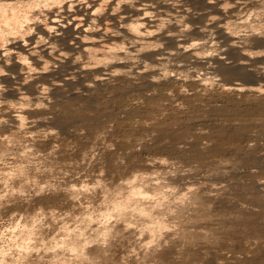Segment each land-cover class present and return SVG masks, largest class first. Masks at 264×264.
Instances as JSON below:
<instances>
[{"label":"rangeland","instance_id":"374dc122","mask_svg":"<svg viewBox=\"0 0 264 264\" xmlns=\"http://www.w3.org/2000/svg\"><path fill=\"white\" fill-rule=\"evenodd\" d=\"M233 23L204 69L0 120V264H264V25Z\"/></svg>","mask_w":264,"mask_h":264},{"label":"bare ground","instance_id":"6f19581e","mask_svg":"<svg viewBox=\"0 0 264 264\" xmlns=\"http://www.w3.org/2000/svg\"><path fill=\"white\" fill-rule=\"evenodd\" d=\"M11 1L0 2V108L13 112L0 110V120L15 126L27 104L90 100L109 77L153 80L165 65L204 69L207 44L225 51L247 43L225 35L230 23L264 25V0Z\"/></svg>","mask_w":264,"mask_h":264}]
</instances>
